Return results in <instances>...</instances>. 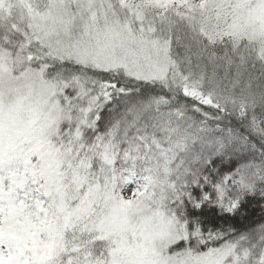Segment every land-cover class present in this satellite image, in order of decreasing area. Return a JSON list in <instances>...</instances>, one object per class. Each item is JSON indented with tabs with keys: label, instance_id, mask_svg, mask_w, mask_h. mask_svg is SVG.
I'll use <instances>...</instances> for the list:
<instances>
[{
	"label": "snow or ice",
	"instance_id": "6c2138e0",
	"mask_svg": "<svg viewBox=\"0 0 264 264\" xmlns=\"http://www.w3.org/2000/svg\"><path fill=\"white\" fill-rule=\"evenodd\" d=\"M0 264H264V0H0Z\"/></svg>",
	"mask_w": 264,
	"mask_h": 264
}]
</instances>
